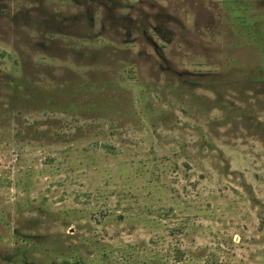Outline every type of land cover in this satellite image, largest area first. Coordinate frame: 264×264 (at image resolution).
Wrapping results in <instances>:
<instances>
[{"label":"rangeland","instance_id":"374dc122","mask_svg":"<svg viewBox=\"0 0 264 264\" xmlns=\"http://www.w3.org/2000/svg\"><path fill=\"white\" fill-rule=\"evenodd\" d=\"M0 264H264V0H0Z\"/></svg>","mask_w":264,"mask_h":264}]
</instances>
